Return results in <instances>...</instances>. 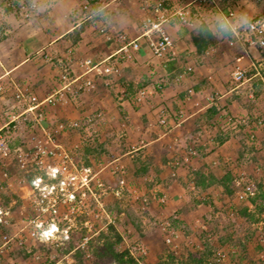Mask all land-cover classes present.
Here are the masks:
<instances>
[{
    "label": "rangeland",
    "instance_id": "374dc122",
    "mask_svg": "<svg viewBox=\"0 0 264 264\" xmlns=\"http://www.w3.org/2000/svg\"><path fill=\"white\" fill-rule=\"evenodd\" d=\"M258 4L264 6V0ZM243 17L245 21L250 18ZM237 19L241 23L239 16ZM119 77L111 78L107 84L117 85ZM86 78L90 76L75 83L74 93L65 89V97L59 99L57 95L53 103L47 102L54 91L63 87L64 81L59 78V88L44 98L36 97L38 102L45 100L38 109L42 119H38L39 124L33 120L38 116L34 111L29 113L32 118L26 114L20 117L18 123H13V131L5 135L10 149L12 146L17 149L15 152L11 149L10 157L0 162V203L6 196L7 227L14 235L11 249L4 251L3 264H49L50 260L53 264H76L73 258L76 248L84 250V264H95L93 243L102 230H107L108 223L116 221V228L131 253L142 257L141 264H193L189 260L191 254L208 257L209 252L222 254L226 263L264 264V212L257 215L253 206L238 198L246 186L255 188L261 184L264 191V105L263 109L255 106L256 114L252 99H246L248 87L231 92L229 97L236 100L233 108L239 113L229 110L222 113L216 131L207 128L196 136L184 131H179L180 135L171 132L172 136L168 134L154 141L146 135L144 139H140L141 135L136 139L128 137L120 123L114 122L112 129H107L104 125H109L105 119L107 109L100 105V100L105 102L104 92L100 93L97 105L94 103L99 112L89 108L83 115L85 119L76 118L73 106L81 101L82 96L79 100L77 95L84 89L78 93L75 89ZM232 83L234 87L238 85ZM103 84V88L109 87ZM22 92L26 100L32 98L28 90ZM130 97L138 105L142 103L143 99L137 102ZM119 107H112L109 112L112 109L114 114ZM16 115L7 117L11 121ZM72 123L78 124L74 130L69 127ZM60 124L65 125L62 131L58 128ZM219 135L224 136L222 143L215 141ZM47 136L53 138L52 143L59 149L55 150V156L45 159L44 166L58 164L67 170L60 188L52 182L38 195L26 183L24 174L34 167H30L29 160L35 145L45 144V148L52 150ZM177 137L181 138L178 142ZM132 147L143 149L136 155L138 151L133 153ZM18 153L26 168L14 160ZM85 159L90 167L85 166ZM143 166H147V172L141 175L139 169ZM226 171L232 180L231 194L223 193V187L217 184L202 189L201 177L196 176V172L213 173L216 180H222ZM75 192L80 195L78 199ZM114 198L121 207L119 211L112 206ZM245 205L255 212L258 222H250L239 214ZM35 224L48 234H55L56 229L61 234L52 235L50 240L31 237ZM86 237L90 239L82 245ZM167 238L170 243H166ZM70 247L75 249L69 251ZM240 256L244 259L237 262Z\"/></svg>",
    "mask_w": 264,
    "mask_h": 264
},
{
    "label": "crops",
    "instance_id": "0c3cea01",
    "mask_svg": "<svg viewBox=\"0 0 264 264\" xmlns=\"http://www.w3.org/2000/svg\"><path fill=\"white\" fill-rule=\"evenodd\" d=\"M143 2L49 0L40 11L35 8L24 16L13 5V0H0V129L5 128L8 134L13 131V124L7 116L20 114L27 107L25 102L14 99L17 90H28L32 97L44 98L60 87L62 72L78 77L82 72L80 61L106 58L123 45V37L126 41L134 40L140 34L146 15V10H142ZM179 3L188 4L186 10L192 26L179 25L175 21L167 25L166 29L174 40V55L170 56L166 69H162L143 46L133 60L118 63L120 77L117 85L107 84L110 77L100 79L90 75L96 87L89 93H86V88L78 93L77 97L80 100L82 96V99L73 106L76 118L85 119L83 115L89 108H96L100 93L104 92L105 102L100 100V105L107 109L105 119L109 125L104 124L107 129H112L114 122L120 123L128 137L136 139L141 135L140 139H144L146 135L158 141L168 134L172 136L171 132L180 135L179 131H184L189 136H196L207 128L211 132L216 131L222 113L228 110L239 113L233 108L236 100L229 97L239 88L248 87L250 90L246 99H252L253 110L255 106L263 109L264 74L260 69L264 67V50L251 48L249 55H243L240 45L229 47L226 40L231 37L230 32L223 34V25L220 24H225L221 17L228 11H235L241 18V23L237 20L238 23L243 25L246 22L242 19L244 15L264 14V6L252 0H222L216 9L203 6L199 0H169V5L178 7ZM83 4L87 9H82ZM97 8L104 10L103 17L95 15ZM201 24L213 32L214 42L219 44L214 43L197 53L193 40ZM240 57L239 64L247 71L246 79L234 87L230 75L238 65L236 59ZM187 67L191 68L190 72L186 71ZM153 69L156 75L150 76ZM166 73L170 75L168 83L162 90H156L151 82ZM179 75L181 77L177 78ZM101 81L109 87L103 88ZM137 88L151 92L145 95L140 105L130 97ZM117 105L120 106L119 111L113 110L112 114L111 109L110 113V108H117ZM241 113L247 111L241 110ZM86 117L89 120V115ZM180 139L177 137V142ZM136 148L131 150L133 153L138 151L136 155H139L143 148ZM207 261L209 259L205 257L203 264Z\"/></svg>",
    "mask_w": 264,
    "mask_h": 264
},
{
    "label": "built area",
    "instance_id": "2783aa9c",
    "mask_svg": "<svg viewBox=\"0 0 264 264\" xmlns=\"http://www.w3.org/2000/svg\"><path fill=\"white\" fill-rule=\"evenodd\" d=\"M255 3H259L260 0H252ZM13 5H17L20 9L19 11L24 16H28V13L30 10L35 9L32 6V0H13ZM199 3L203 4V6H211L218 9V4L222 3V0H199ZM12 5V4H11ZM188 4H180L179 6H173L169 5V0H144V7L146 8V16L143 19L141 32L140 34L132 41H126L124 39V43L121 47H119L115 52L111 53L109 56L103 59H91L87 58L85 60H82L79 62V67L81 69V75L78 77L71 78L69 73L66 71L61 73L60 78L64 81L63 87L58 90L54 91L52 95H50L49 98L46 99L47 102H52L54 98L58 95V98L61 99L65 97L64 90L69 89L70 93H74V86L75 83L78 82L79 79L84 78L86 76H94L100 79L104 78H114L116 75L119 74V67L115 64H112L109 62V60H121V61H130L133 60L135 57V53L141 50V43L140 40H142L146 46V48L149 50L151 55L158 60L159 65L162 69H165L166 62L168 61L167 55L169 52L172 51L174 44L173 39L169 35V33L166 30V26L169 25L171 22L175 21L179 25H186V26H192L191 19L189 16L188 10H186ZM82 9H87V5L83 4ZM237 14L235 11H228L227 15H224L221 17V21H223L230 30L231 37L228 38L227 44L229 47H235L237 45H240L242 48V54L243 55H249V52L251 48H257L264 50V14L259 12L257 14H254V16L248 18V20L245 22V24L241 25L237 21ZM242 57L236 59V63L238 65L235 66L234 71L232 72V80L234 82H243L246 76V68L241 66L240 60ZM252 66L253 63H252ZM187 72L191 71L190 67L186 68ZM155 70L150 71L151 75H156ZM169 74L161 75L158 80H154L153 86L161 90L164 85L168 83L169 80ZM180 78L181 75L177 76V78ZM156 79V78H155ZM73 86V87H72ZM77 89H75V93H78L79 90L82 88H86L87 90L94 88V82L90 78H86L83 81V85L76 86ZM59 91H61L59 93ZM190 92V91H188ZM150 95L151 92H149L146 88L138 89L134 95V99L139 102L141 101L145 95ZM14 99L19 101L22 100L23 102H26L27 107L25 108L24 112L17 114L16 116H12L11 123H18V119L20 117H23V115H29V113H33L34 111L38 112V109L40 106L45 104L44 101L38 102L35 97H32L30 100H26L25 94L22 92V90H17L14 95ZM52 99V100H51ZM37 117H34L33 120H36V123H38V119H41L40 115L41 113H37ZM32 118V116H30ZM22 120H25V118H21ZM42 120V119H41ZM164 122V121H161ZM39 124V123H38ZM77 123L70 124V128L72 130L77 127ZM13 128H15V125H13ZM59 131H62L65 129L64 124L59 125ZM58 131V132H59ZM253 138V136H250ZM47 139L49 142L47 144L53 145L52 150H49V148H45V144L42 145H35L32 150V155L30 156L29 165L31 166H38V167H45V159H48L51 157V155H56V149L57 145L52 143L53 138L47 136ZM11 155L10 147L8 143L4 140L2 136H0V159H7ZM67 157V156H65ZM63 159V158H61ZM16 162L19 163V165L22 168H26V162H23L22 155L18 153V155L14 158ZM64 160V159H63ZM65 166L59 167L58 164H53L50 169V175L51 177H56L57 175L65 176L66 171ZM64 179V178H63ZM41 180L38 179L34 183V188L38 187V184ZM250 191V186L245 187L244 191H242L238 198L242 199L244 196V192ZM69 196H72L70 193ZM0 223L3 225H9V222L7 219H0ZM36 229L40 226L35 225ZM42 233V234H41ZM41 235H46L47 233L45 231H42ZM31 237H36L38 235L37 230H34L31 232ZM90 238L86 237L83 241L82 245H86L87 241ZM11 237H8L6 234L3 233L2 230H0V254H3L6 249L10 248L11 244ZM171 239L167 238L166 243H170ZM91 249V248H89ZM223 258V255L219 254L216 261H220ZM141 264V263H140ZM207 264H215L214 262H208Z\"/></svg>",
    "mask_w": 264,
    "mask_h": 264
},
{
    "label": "trees",
    "instance_id": "16d2710c",
    "mask_svg": "<svg viewBox=\"0 0 264 264\" xmlns=\"http://www.w3.org/2000/svg\"><path fill=\"white\" fill-rule=\"evenodd\" d=\"M15 6H17V5L15 4ZM220 25H223L221 32L223 34L227 35L228 32H230L228 26L224 27L225 24H220ZM213 44H214L213 32L207 26H205L204 24H201L197 30V36L193 40V45L195 47L196 52L201 53V52L205 51L206 49H208ZM111 60H113V59H111ZM123 62H124V60L121 61V63H123ZM260 72H261V74H264V67L260 69ZM156 90H158V89H156ZM223 140H224V136L219 135V136H217L215 141L218 143H222ZM11 149L15 152L17 149V146H12ZM85 161H86L85 166L90 167V163L87 161V159H85ZM170 167H172L170 169H174V166H170ZM146 172H147V166H143L142 168L139 169V173L141 175H144ZM198 175H199V177H201L199 184L201 185L202 189H207L208 187L213 186V184H217V185H219V186L221 185L223 187L222 188L223 193L231 194L233 191V188L230 185L231 184L230 182L232 180H231V177H230V174L228 171H226L221 176L222 180H216L215 175L213 173L204 175V174H200L199 172H196V176H198ZM37 176L43 177L45 179L46 183H48V184L53 182L54 184L57 185V187L62 185V183L64 181L63 178L58 177V176L55 179H51L47 169L42 170V169H40V167L34 166L33 169L27 171L24 174V179L32 190H33L32 181ZM205 179H207V180H205ZM234 185H237V184H234ZM50 186H52V185H50ZM244 188L245 187H243V189H242L243 191H244ZM242 190H241V192H242ZM33 191L38 193V195L39 194L42 195L40 193V191H41L40 188L34 189ZM79 197H80L79 193L75 192V198L78 199ZM114 200L115 201L113 202L112 206L114 208H116L117 211H119L121 207L119 206V203L116 201L115 198H114ZM241 200H245L247 202V204H250L251 206H253L257 215L258 214L261 215L262 212H264V207L262 206V203H264V191L262 189L261 184H259L255 188L254 187L252 188L250 186V191L244 192V196L242 197ZM257 200H260V204H257ZM0 205H3L2 207L0 206V219H1V218L6 217V214L8 215V210H7L8 199L6 198V196L4 197V199L2 200ZM112 206L110 207V209L112 208ZM255 212L252 213L251 210L248 208V206L245 205L244 207L241 208L239 214L242 217H244L246 220L253 222V223H256V222H258V218L255 216L256 215ZM104 221H106V220H104ZM115 223H118V222L116 221L114 223H108L106 226L107 230L106 231L102 230L97 241H95L93 243V246H94L93 256L95 257V260H96L95 264H99L100 262L105 263V264H107V263L108 264H140L142 257L137 258L136 256L132 255L131 251L129 250V248L126 244V242H124L123 235L117 230ZM61 226L62 225L59 224V228H62ZM0 230H2L3 233L6 234L7 236L12 235L10 232V229L7 226H4L2 223H0ZM120 247H123V248H120ZM72 249H73V247H70L69 251ZM213 254H214V252H212V253L209 252L208 257L212 258ZM83 255H85L84 250H80L78 248H76L74 250L73 258H74L76 264H84L83 260H82ZM202 255L203 256H198V257H195L197 255H190L191 259H189V260L193 264H203L204 258L206 257L207 254L206 255L202 254ZM4 256H5L4 253L0 254V264H3V260L5 258ZM242 259H244V258L240 256L239 258H237V262H239V260L241 261ZM53 263H54L53 261H51V260L49 261V264H53Z\"/></svg>",
    "mask_w": 264,
    "mask_h": 264
},
{
    "label": "clouds",
    "instance_id": "9594fccd",
    "mask_svg": "<svg viewBox=\"0 0 264 264\" xmlns=\"http://www.w3.org/2000/svg\"><path fill=\"white\" fill-rule=\"evenodd\" d=\"M48 2H49V0H32V6L34 7V8H37V11H40L42 8H44L47 4H48ZM146 8L144 7V2H143V4H142V10H145ZM146 14H147V12H146ZM95 15H97V16H101V17H103L104 16V10L102 9V8H97V9H95ZM146 16V15H145ZM145 18V17H144ZM143 22V21H142ZM172 23V22H171ZM177 23V22H176ZM178 24V23H177ZM170 25V24H169ZM141 27H142V24H141ZM167 27V26H166ZM167 30V29H166ZM141 32V31H140ZM167 32H168V30H167ZM169 33V32H168ZM170 35V34H169ZM171 36V35H170ZM172 38V37H171ZM173 39V38H172ZM140 43H141V50H142V47L144 46V47H146L145 46V44H144V42L142 41V40H140ZM215 43V42H214ZM173 44H174V40H173ZM173 49H174V47H173ZM173 49H172V51L171 52H169L168 53V55H167V59H168V61L166 62V67H167V64L169 63V58H170V56L171 55H174V53H173ZM157 60V59H156ZM158 61V60H157ZM109 62L110 63H112V64H115V65H117L118 66V63H121V61L120 60H109ZM124 62H127V61H124ZM119 67V66H118ZM166 67H165V69H166ZM182 68H184V67H182ZM235 69V68H234ZM120 71V70H119ZM234 71V70H233ZM232 71V72H233ZM247 73V72H246ZM232 74V73H231ZM70 75V74H69ZM118 75H120V72H119V74ZM118 75H116V76H118ZM71 77V76H70ZM71 78H74V77H71ZM231 79H232V75H231ZM245 79H246V76H245ZM244 79V80H245ZM243 80V81H244ZM233 81V80H232ZM234 82V81H233ZM235 84H240V82L238 83V82H234ZM242 83V82H241ZM136 92V91H135ZM11 124H13V123H11ZM5 135H8V133H7V130L5 129V128H2V129H0V136H2L3 138H4V140L6 141V139H5ZM10 147V146H9ZM11 150V149H10ZM2 160L0 159V162H1ZM51 166L52 165H50V166H45V167H43V168H41L42 170H45V169H47V171L49 172L50 171V169H51ZM49 176L51 177V175H50V172H49ZM58 177H61V178H64L65 176L64 175H62V176H59V175H57ZM57 176L56 177H51V179H55V178H57ZM38 179H40L41 181L39 182V184H38V187H36L35 189H39L40 188V190L42 189V188H44L45 186H50V183L48 184V183H46V181H45V179L43 178V177H41V176H37L36 178H34L33 179V181H32V183L33 182H36V180H38ZM42 184V185H41ZM33 187H34V183H33ZM72 194V193H71ZM5 216V215H4ZM3 219H7V220H9V218H8V215L6 214V217H4ZM32 224H33V221H32ZM36 225V224H35ZM5 226V225H4ZM7 226V225H6ZM33 227H34V225H33ZM36 227V226H35ZM53 227H55V225H53ZM37 230V233H38V235L36 236V237H38V239L40 238V237H44L45 239H47V240H50L51 239V237H52V235L53 236H55V235H60L61 233H60V231L58 230V229H56L55 230V234L54 233H50V234H48V232H47V230L46 229H44V228H42V227H39V228H37L36 229ZM42 231H45L47 234V236H45V235H41L42 233ZM41 233V234H40ZM14 235H10V236H8V237H13ZM50 237V238H49ZM14 238V237H13ZM12 238V239H13ZM12 241V240H11ZM20 241H22V240H20ZM12 243V242H11ZM89 248H90V246H89ZM9 249H11V244H10V248ZM133 255V254H132ZM218 253H216V254H213V257L212 258H208L209 259V261H207L206 262V264L208 263V262H214L215 264H221L222 262H223V258L220 260V261H216V259H217V257H218ZM222 255V254H221ZM224 257V256H223Z\"/></svg>",
    "mask_w": 264,
    "mask_h": 264
},
{
    "label": "bare ground",
    "instance_id": "6f19581e",
    "mask_svg": "<svg viewBox=\"0 0 264 264\" xmlns=\"http://www.w3.org/2000/svg\"><path fill=\"white\" fill-rule=\"evenodd\" d=\"M55 230V229H54Z\"/></svg>",
    "mask_w": 264,
    "mask_h": 264
}]
</instances>
